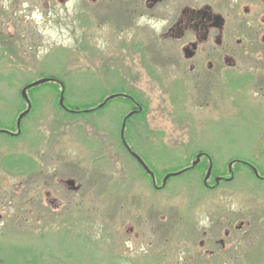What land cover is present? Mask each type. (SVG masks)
Returning a JSON list of instances; mask_svg holds the SVG:
<instances>
[{"label": "rangeland", "instance_id": "1", "mask_svg": "<svg viewBox=\"0 0 264 264\" xmlns=\"http://www.w3.org/2000/svg\"><path fill=\"white\" fill-rule=\"evenodd\" d=\"M20 1L19 10L0 0L7 35L0 47V122H15L27 109L20 91L25 86L53 77L63 84L55 79L57 91L43 84L25 90L30 111L20 128L8 131L12 137L0 134L5 264H264V182L250 170L240 167L232 182L211 191L202 186L207 169L194 171L154 193L121 146L129 106L114 98L84 115L61 109L130 91L144 112L124 127L123 138L148 170L163 177L203 151L213 177H228L232 160L264 169V100L234 84L227 101L212 85L181 83L171 54L157 51L171 45H157L160 26L151 23L149 33L156 35L147 60L153 74L136 56L123 57L127 68L114 72L111 34L97 25L94 5ZM225 218L231 232L243 224L244 242L236 232L223 253L211 240L198 252L202 232L217 230L224 239ZM210 249L215 257L206 256Z\"/></svg>", "mask_w": 264, "mask_h": 264}, {"label": "flooded vegetation", "instance_id": "2", "mask_svg": "<svg viewBox=\"0 0 264 264\" xmlns=\"http://www.w3.org/2000/svg\"><path fill=\"white\" fill-rule=\"evenodd\" d=\"M84 1L91 4V6H95L97 25L99 27L106 26L111 34L113 48L110 55L114 58V61L110 67L114 69V72L117 71L118 73V71L127 68L123 62V57L136 56L140 65L143 64V68L153 74L155 70L150 68L147 52L150 47V38H155L154 36L157 34L155 41L157 45L161 46L166 43L171 45L170 49L162 50V48H159L157 51L163 53V56H167L168 53L173 56H170V58L177 66V79L181 83L187 80L195 85H212L217 95L221 94L223 100L227 98V101L229 98L228 90L234 84L238 85V88L246 94L253 93V95H259V98L264 100V0ZM56 2L65 4L66 0H57ZM8 3L12 4V8L19 10L24 5L20 0H9ZM0 4L4 8L3 3L0 2ZM150 23L153 27L160 26L153 37L149 33ZM4 30L5 25L0 21L1 48V44L7 38ZM117 77L113 78V83H117ZM53 81L51 82L57 84L55 79ZM246 94L243 96L244 99L247 97ZM120 95L130 100L134 108H137L131 109L128 113H133L131 116H135L140 110L136 106L134 98L125 94ZM260 99L259 102L257 101L258 104L261 103ZM124 117L126 118V116ZM129 119L130 116L125 119V126L128 124ZM123 135H121L120 128L119 138L123 150L138 164V168L146 174L151 183V189L155 191L154 193L162 191L164 189L162 179L160 184H157L158 180L155 172L149 169L152 177L141 168V164L133 155L141 159L144 164L145 161L129 148L130 146L126 143ZM199 154L201 157H206L203 151H200ZM211 164V161L207 160L206 173L209 166H211V169L208 181L206 183L202 181V186L206 190L211 191L220 184L232 182L235 175L234 171H239V167L236 166L233 169V165L239 164L250 170L257 182H264V176L262 174L261 176L258 175L255 167L251 164L240 161L228 163V177L222 174L213 177L211 175L213 170ZM190 169V166L183 168L186 171ZM68 181L70 180L66 182ZM46 194L47 196L50 195L49 192ZM223 223L225 224L222 235L224 239L217 235V230L204 231L201 233L202 238L197 243L196 249L198 252L205 249L208 243L212 241L213 246H216L217 250L223 253V247L226 246L225 240L232 238L236 232L239 234V244L244 242V232H240L242 223L234 226L232 232L230 227L233 224L230 220L225 218ZM209 240L211 241L209 242ZM205 254L209 258L216 255L213 249L206 251ZM241 254L245 258L244 250ZM221 258L225 259L223 256ZM0 264H5V260L1 257Z\"/></svg>", "mask_w": 264, "mask_h": 264}, {"label": "trees", "instance_id": "3", "mask_svg": "<svg viewBox=\"0 0 264 264\" xmlns=\"http://www.w3.org/2000/svg\"><path fill=\"white\" fill-rule=\"evenodd\" d=\"M53 79H56V80H58V78H56V77H53ZM58 81H60V80H58ZM61 82V81H60ZM62 83V82H61ZM27 84H29V83H27ZM63 84V83H62ZM44 86L45 85H52V87H53V89H55L56 91L58 90V88H57V86L55 85V83L53 84L52 82L50 83H46V84H43ZM40 86H42V85H40ZM64 86V85H63ZM37 87H39V86H37ZM37 87H34V88H31V89H29L28 91H32V89H35V88H37ZM65 88V87H64ZM63 88V89H64ZM29 92V93H30ZM32 94V93H31ZM30 94V95H31ZM120 94H125V95H127V96H130V97H132V98H134V96H133V94L130 92V91H124V90H122V89H120L118 92H115V91H113V94H110V95H112V96H116L115 97V100H117V101H123V103L126 105V106H129V108H131V109H137V108H134V106H133V103L130 101V100H128L127 98H124V97H122ZM56 95H58V97H59V95H60V93H58V92H56ZM120 95V96H119ZM29 98H31V96L29 97ZM105 98H107V96L105 97V96H102L100 99H98V101H96V102H94L93 103V101L89 104V105H80V104H66V101H65V104H66V108H61L62 109V111L64 112V113H68V114H70V115H84V114H87V113H93V112H95V111H98V110H100L99 108H97L101 103H103V101L105 100ZM135 99V98H134ZM31 100V99H30ZM58 105V104H57ZM136 106H138V107H143L144 108V106L142 105V104H140V103H138ZM58 107H59V105H58ZM142 108V111H140V112H138L137 114H135V116L133 115V117H131L130 119H129V121L132 119V118H135V117H139V115H141V114H143V112H144V109ZM26 110V109H25ZM59 110H60V107H59ZM22 111H24L23 109H21L20 111H18L19 113H18V115L22 112ZM129 121L127 122V123H129ZM16 130V124H15V122H0V131H10V132H12V131H15ZM199 153V152H198ZM209 158V156L206 154V157H202V159H201V161L196 165V167L195 168H192V169H190L189 171H186L185 173H183L184 175L186 174H190L191 172H194V171H198V172H203V171H205L206 169H207V165H205V163L207 162V160H208V158ZM232 161H237V160H232ZM242 162H244V161H242ZM190 164H185V165H180L179 167H176L175 169H172V170H169V171H167V172H165L164 173V176H166L167 174L169 175V173H175V172H179L180 170H182L184 167H187V166H189ZM252 165V164H251ZM7 166H10L9 164L7 165ZM237 167H243V165L242 164H239ZM244 168V167H243ZM256 173L258 174V175H260L261 176V174L264 176V169H263V171H261V169H256ZM183 174L181 175V176H183ZM211 175H214V170H212V174ZM144 176H146V174H144ZM163 176V177H164ZM254 176V175H253ZM161 177V179H163L162 178V176H160ZM159 176H157V179H159L160 178ZM160 179V180H161ZM171 179V178H170ZM169 179V180H170Z\"/></svg>", "mask_w": 264, "mask_h": 264}, {"label": "water", "instance_id": "4", "mask_svg": "<svg viewBox=\"0 0 264 264\" xmlns=\"http://www.w3.org/2000/svg\"><path fill=\"white\" fill-rule=\"evenodd\" d=\"M49 81V79H42V80H39V81H37V82H34V83H32V84H30V85H27V86H25L22 90H20L21 91V95H22V97H23V99H24V101L27 103V109L23 112V113H21L19 116H18V118H17V121H16V127L17 128H19V125H20V121H21V119L30 111V103H29V101H28V99H27V96H26V91L25 90H29V88H31V87H34V86H37V85H40V84H44V83H46V82H48ZM115 96H109V98H107L104 102H103V104H101V105H99L97 108H101V107H103L105 104H106V102L107 101H109V100H112L113 98H114ZM63 96H62V94H61V97H60V100H59V105L61 106V107H63ZM133 113H130V114H128L127 116H126V118L125 119H127L129 116H131ZM125 119H124V121H123V123H122V125H121V135H123V131H124V127H125ZM133 156H135V158H136V160L142 165V168L145 170V172H147L148 174H150L151 176H152V173L148 170V168L143 164V162L139 159V158H137L136 157V155H133ZM200 154H198L197 156H196V160L192 163V165H191V167H195L196 165H197V163L200 161ZM230 167V166H229ZM210 168H211V166L209 167V169H208V171H207V174H206V176L204 177V179H203V182L204 183H206L207 182V180H208V178L210 177ZM183 173V171H181V172H177V173H172V174H169V176L168 175H166L165 177H164V179H163V181H162V186H164L165 185V183H166V181H167V179H169L170 177H176V176H179L180 174H182ZM153 177V176H152ZM216 182H217V180H216Z\"/></svg>", "mask_w": 264, "mask_h": 264}]
</instances>
